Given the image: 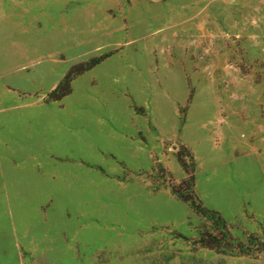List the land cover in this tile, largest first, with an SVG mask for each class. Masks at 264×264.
<instances>
[{
    "label": "rangeland",
    "instance_id": "obj_1",
    "mask_svg": "<svg viewBox=\"0 0 264 264\" xmlns=\"http://www.w3.org/2000/svg\"><path fill=\"white\" fill-rule=\"evenodd\" d=\"M0 264H264V0H0Z\"/></svg>",
    "mask_w": 264,
    "mask_h": 264
},
{
    "label": "trees",
    "instance_id": "obj_2",
    "mask_svg": "<svg viewBox=\"0 0 264 264\" xmlns=\"http://www.w3.org/2000/svg\"><path fill=\"white\" fill-rule=\"evenodd\" d=\"M191 180H194L193 177H192ZM173 190H174V192L178 193L183 199L188 200V201H191L192 205H193L194 207L198 208L197 205L195 204V202L192 200V198H191L189 195L184 194V193H181V192H180L177 188H175V187H173Z\"/></svg>",
    "mask_w": 264,
    "mask_h": 264
}]
</instances>
